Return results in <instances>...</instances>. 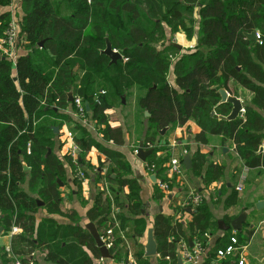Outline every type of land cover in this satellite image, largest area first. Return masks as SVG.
I'll use <instances>...</instances> for the list:
<instances>
[{
    "label": "trees",
    "instance_id": "obj_1",
    "mask_svg": "<svg viewBox=\"0 0 264 264\" xmlns=\"http://www.w3.org/2000/svg\"><path fill=\"white\" fill-rule=\"evenodd\" d=\"M62 1L68 13H59L54 0H22L17 62L13 65L6 58L0 60V225L6 230L13 226L20 229L12 235L10 249L0 251V264H38L31 258L36 251L43 252L45 260L54 264H99L94 258H100V250L88 229L59 223L51 216L39 221L36 218L41 209L49 215L74 218V212L61 209L59 187L64 182L65 168L53 153L52 127L57 123L49 116H63L79 152L95 147L115 161L122 174L130 173L123 154L97 142L79 120L59 113L73 105L68 100L69 92L82 99L88 116L92 113L104 142L124 143L123 128L109 124L107 111L122 105V96L137 87L141 91L137 105L150 114L146 117L144 146L155 151L156 137L162 129L195 121L199 126L197 142L207 144L210 135H220L223 143L231 142L247 168L264 172V0ZM11 4L12 0H0V11L8 10ZM192 7H197L196 23L195 16L188 21L181 12ZM6 10L0 12V35L10 19ZM165 23L174 31L181 27L189 38L193 27L197 28L193 53H182L171 62L165 52L175 46L164 45ZM256 32H260V40L248 37ZM107 38L123 54L117 62L111 63L110 57L102 53ZM232 84L247 89L251 98L243 103L244 110L238 117L221 119L230 114L232 103L222 102L219 90L223 88L230 94ZM74 153L72 149L65 160L76 170ZM170 158L167 154L158 160L152 153L146 159L155 166L156 177L168 184V191L176 176H168L162 165ZM205 164L204 156L196 153L191 170L201 173ZM223 171V165L211 162L205 175L208 181H215ZM74 174L80 184L81 178L76 171ZM27 177L29 192L22 188ZM114 179L119 186L129 188L130 205L140 213L138 178ZM166 195L155 183L154 198L162 200ZM105 212H90L89 218L94 221ZM194 212L187 224L174 222L162 212L155 215L158 264H177L181 239L190 237L205 245V233L216 229L217 223L211 220L204 197ZM241 232L235 235L238 249L224 256H228L224 259L227 264H238L241 250L253 234V230ZM232 236L225 245L231 243ZM120 241L112 235L109 249L112 258L124 263L127 259L119 254ZM219 249L215 251L217 256ZM143 255L140 252L138 260Z\"/></svg>",
    "mask_w": 264,
    "mask_h": 264
},
{
    "label": "crops",
    "instance_id": "obj_2",
    "mask_svg": "<svg viewBox=\"0 0 264 264\" xmlns=\"http://www.w3.org/2000/svg\"><path fill=\"white\" fill-rule=\"evenodd\" d=\"M22 0H12L21 13ZM6 8L0 12L3 14ZM196 46V45H195ZM194 46V47H195ZM125 96V95H123ZM122 96V97H123ZM251 98V93L249 95ZM134 102H136L134 100ZM129 103V102H128ZM122 105L110 108L107 111L108 122L111 126H121L124 131V143L116 145L112 142H104L96 131L97 122L90 113L89 130L97 142L118 151L124 155L130 165V173L126 176L117 167L115 161L100 152L97 148L87 152H76L77 169L67 164L65 155L72 151L75 143L69 137L70 126L63 116L53 117L59 128L53 138V153L62 160L65 168L64 182L60 185L61 209L64 212H74V218L70 219L62 215H49L45 209H41L36 215L37 221L44 217L51 216L62 224H78L85 227L88 222L96 224L100 234H104L108 229L112 230L113 237L120 238L119 254L124 259V263L114 258H94L99 264H158L157 255L148 257L145 255L147 232L150 227H154V217L162 212L170 216L174 222L181 221L189 223L192 220L194 209L183 208V203L195 189L202 194L208 202L211 220L217 223L216 229L209 233L203 251H195V259L189 264H227L224 261L228 257H218L216 249L225 248L230 236H235L238 231L245 233L253 230V234L246 245L243 246L239 259L244 260V264H264V207L257 208L256 204L264 200V172L260 168H247L242 159L233 150L231 142L223 143L220 135H210L207 144H201L195 140V134L199 131V126L195 121H189L185 126L169 128L163 135L156 137L153 152L158 160L167 154L170 157H179L183 160V151L190 154L193 163L194 155L198 153L205 158V167L201 173L195 174L191 169L187 170L185 178H176L174 186L170 191H166V197L162 200L154 198V185L161 181L157 178L154 182L150 177L151 173L146 171V161H141L135 155L134 148L139 147L148 132V119L144 113L136 108L137 104ZM74 106L69 105L67 109L60 110L61 115H70L72 119H77L74 115ZM129 112V113H128ZM44 116V115H43ZM58 121L60 123H58ZM59 124V125H58ZM139 127L136 137L135 130ZM136 144V145H135ZM146 149H150L145 146ZM152 148V147H151ZM223 165V176L215 181H208L206 177L209 163ZM166 162L165 172L171 177ZM78 169L86 173V178H81L78 184L75 171ZM138 178L141 187L142 209L140 213H135L132 203L127 197L128 187L119 186L114 178ZM241 189H238V187ZM22 188L29 192V178L23 183ZM235 194V195H233ZM99 210L106 212L99 215L96 220L89 218V213ZM245 211L247 218L241 230L228 228L224 230L220 227L219 221L229 225L230 222L240 213ZM1 224V223H0ZM0 251L9 250L12 233L0 225ZM107 229V230H106ZM20 231V230H19ZM18 231V232H19ZM138 231V234L136 233ZM17 232V233H18ZM241 232V233H242ZM232 236V237H233ZM222 245V246H221ZM219 247V248H218ZM87 251V250H86ZM142 252L143 258L138 260V254ZM89 255L93 256L89 251ZM1 254V252H0ZM148 257V258H147ZM38 264H54L45 260V255L41 251H36L31 255ZM148 262V263H147ZM1 264L2 261H1Z\"/></svg>",
    "mask_w": 264,
    "mask_h": 264
},
{
    "label": "built area",
    "instance_id": "obj_3",
    "mask_svg": "<svg viewBox=\"0 0 264 264\" xmlns=\"http://www.w3.org/2000/svg\"><path fill=\"white\" fill-rule=\"evenodd\" d=\"M19 9L15 5H10L8 7V13L10 14V19L8 20V25L6 26L5 30L0 35V55L4 58L8 59L15 65L18 58V52L20 50L21 46V23L22 19L19 16ZM255 38L260 40L261 35L260 32L255 33ZM73 106H74V115L83 125L89 126L91 125L90 117L87 114V107H85L83 101L79 97H75L73 100ZM69 137L72 139V133L69 132ZM263 150H264V143L262 144ZM77 147L74 145L73 149L75 152L77 151ZM186 151V150H184ZM27 153H30V147L27 148ZM74 158L76 159V155L74 153ZM154 165H149L148 163L145 164L146 170L150 171L151 174L154 173ZM169 173L171 176H176V178L183 177L184 170L183 165L180 161L179 157H172L169 161ZM76 175L79 178H86L84 171L81 169L77 171ZM160 187L163 189V191L168 190V184L167 183H160ZM238 189H241L239 186ZM203 199V196L196 192L191 193L187 197V199L183 203V208H192L195 209L196 206H198ZM20 229L16 226H13L11 229V233H17ZM207 236V234H205ZM101 238L105 241V243L110 247L112 242V230L108 229L104 234L101 235ZM204 244L199 240H194L193 249L189 245L188 240L181 239L178 243V253L182 257V264H189L195 259V251H203ZM238 249L237 246V239L235 236L231 237V243L228 244L225 248H221L218 250V257H224L226 255H229L236 251ZM19 264V262H17ZM134 264V263H131ZM238 264H244V260L241 258L238 262Z\"/></svg>",
    "mask_w": 264,
    "mask_h": 264
},
{
    "label": "water",
    "instance_id": "obj_4",
    "mask_svg": "<svg viewBox=\"0 0 264 264\" xmlns=\"http://www.w3.org/2000/svg\"><path fill=\"white\" fill-rule=\"evenodd\" d=\"M248 37L250 39H255V33H250L248 34ZM40 47L43 46V42L40 43L39 45ZM178 48H181L180 45H177ZM102 53L107 55L108 57H110L111 59V63L117 62L119 59H122L123 54L114 49L112 47L111 41L107 38L106 39V47L105 49L102 50ZM4 59L3 56L0 55V60ZM219 93L221 95V101L222 102H230L232 103V110L230 112V114L228 116H220L221 119H226V120H233L236 117H238V115H240V113L244 110V104L242 103L241 99L238 98L237 96L231 95L227 92V90L225 89H220ZM69 98L68 100L70 102H73L74 100V95L72 92L68 93ZM122 102H125L124 96L122 97ZM88 106V105H87ZM212 114H214V112H212ZM149 112L145 111V116H149ZM53 131L55 133H58L59 128L57 126H53L52 127ZM168 130V127L162 129L160 131V134L163 135L166 131ZM261 150H263V147L261 146ZM50 151V149H49ZM153 152V148L150 149H146L144 146L143 141L140 143L138 149H137V156L138 158H140L141 161H146L147 157L149 155H151ZM183 164L185 165L186 169H191L192 168V160H191V156L190 154H185L183 156ZM25 169L28 170V167L25 165ZM154 182H156L157 178H156V174H152L150 177ZM62 185V182L60 183ZM39 204H42V202L39 200L38 201ZM257 208H262L264 207V200L259 201L256 204ZM247 218V213L245 211H243L242 213H240L237 217H235L229 225H225L224 222L219 221V225L222 229L227 230L228 228H232L233 230H241L243 227V224L245 223ZM86 229L89 230V232L91 233V235L93 236L96 245L99 247L100 250V254L102 258H112V254L110 253V249L109 246L105 243V241L101 238V234L97 229V226L95 223L93 222H88L87 224H85ZM3 228H0V230H2ZM188 242L189 245L191 247H193L194 245V241L192 238H188ZM146 252L145 255L148 257H153L156 256L158 254V244L156 242L155 236H154V227H150L148 229L147 232V242H146ZM182 257L181 255L178 253V262L177 264H182Z\"/></svg>",
    "mask_w": 264,
    "mask_h": 264
},
{
    "label": "rangeland",
    "instance_id": "obj_5",
    "mask_svg": "<svg viewBox=\"0 0 264 264\" xmlns=\"http://www.w3.org/2000/svg\"><path fill=\"white\" fill-rule=\"evenodd\" d=\"M54 2H55V6L57 7V10L59 11V13H68L69 12L67 4H65L62 0H54ZM181 12H182V15L184 16L183 18L187 19L188 21L191 17L193 19V17L195 16L194 19H195V23H196L197 7L184 9ZM167 23H165V25L167 27V35H166V39H164V45H173V46H175V48L174 49L173 48L168 49V51L165 52V55H167L168 58L173 63L176 58H178L182 55V53H187V54L193 53V51H194L193 48L195 45H197V37H198L197 32H198V30H197V28L193 27L194 33L190 34L193 36L189 38L188 33L184 29L179 27L177 30L174 31L172 29V27ZM114 24L120 27V25L117 24L116 21H114ZM187 24L190 25L189 22H187ZM121 28H123V27H121ZM177 45H180L181 48H178ZM167 78H168V80H170L171 72L167 73ZM132 90H133L132 93L127 92L126 94H124L125 95L124 96L125 102H127V103L129 102L128 103L129 106L133 105V104H137V98H138L139 94L141 93V91L137 87L133 88ZM230 94L237 95V97L241 99L242 103L247 102L249 100V97H250L249 96L250 92L247 89L243 88L240 85H236V84L231 85V93ZM134 100L136 102H134ZM136 108H138V105H136ZM138 109L141 112V109L140 108H138ZM144 115H145V111H144ZM58 123H60V122L58 121ZM140 130L141 129L139 127H137V129L135 130V137H136V135H138ZM138 138L139 137H136V141ZM137 149H138L137 147L134 148L133 153L135 155H137ZM185 154H186V151H183V156ZM170 160H171V158H170ZM169 161L167 163L168 170H169ZM180 161L183 165V170H184L183 178H185V174H186L187 170H189V169L185 168V165L183 164L182 159H180ZM146 171H148V170H146ZM76 173H77V171H76ZM149 173H151V172L149 171ZM192 193H196V191H192ZM205 234H207V236L209 235V233H205Z\"/></svg>",
    "mask_w": 264,
    "mask_h": 264
}]
</instances>
